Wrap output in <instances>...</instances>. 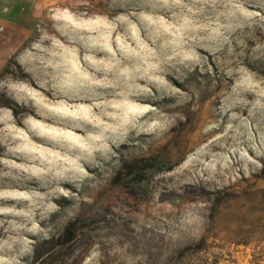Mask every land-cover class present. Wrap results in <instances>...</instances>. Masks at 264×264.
Masks as SVG:
<instances>
[{
	"label": "rangeland",
	"instance_id": "rangeland-1",
	"mask_svg": "<svg viewBox=\"0 0 264 264\" xmlns=\"http://www.w3.org/2000/svg\"><path fill=\"white\" fill-rule=\"evenodd\" d=\"M0 175V264H264V0H0Z\"/></svg>",
	"mask_w": 264,
	"mask_h": 264
},
{
	"label": "bare ground",
	"instance_id": "bare-ground-1",
	"mask_svg": "<svg viewBox=\"0 0 264 264\" xmlns=\"http://www.w3.org/2000/svg\"><path fill=\"white\" fill-rule=\"evenodd\" d=\"M126 1V0H125ZM123 10V9H122ZM117 11V10H116ZM115 11V12H116ZM118 12V11H117ZM56 99V98H55ZM47 121V120H46ZM15 130V129H14ZM38 130V129H37ZM65 133V132H64ZM15 134V133H14ZM25 135V134H24ZM14 136V135H13ZM27 136V135H26ZM27 138V137H26ZM30 142V141H29ZM117 143V142H116ZM31 147V145H30ZM42 157V156H41ZM10 159V158H9ZM7 160V159H6ZM5 160V161H6ZM13 160V159H12ZM14 163V162H13ZM16 164V163H15ZM18 165V164H17ZM19 167V166H18ZM17 167V168H18ZM5 168V167H4ZM11 169V168H10ZM89 171V170H88ZM5 177L0 175V187H1V190H0V195H4V194H7L6 196H2L0 197V206H13V207H18V199L15 197V193L13 192L10 196V192L8 190H5ZM31 183V182H30ZM63 183V182H62ZM36 184V183H35ZM61 186V185H60ZM68 187V186H67ZM74 188V187H73ZM7 189V188H6ZM69 189V188H68ZM44 191V190H43ZM21 193V192H20ZM23 194V193H22ZM21 195V194H20ZM27 195V194H26ZM21 197V196H20ZM27 197V196H26ZM25 199V198H24ZM30 209V207H29ZM24 217V216H23ZM15 218V217H14ZM19 219V218H18ZM6 223V222H5ZM2 226V224H1ZM4 227V226H3ZM25 229V228H24ZM27 236V235H26ZM19 247V246H18Z\"/></svg>",
	"mask_w": 264,
	"mask_h": 264
}]
</instances>
